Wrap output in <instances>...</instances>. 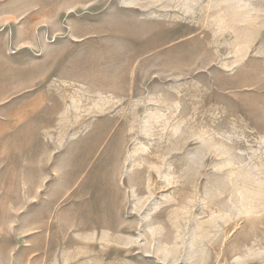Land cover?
Returning <instances> with one entry per match:
<instances>
[{"label":"rangeland","instance_id":"1","mask_svg":"<svg viewBox=\"0 0 264 264\" xmlns=\"http://www.w3.org/2000/svg\"><path fill=\"white\" fill-rule=\"evenodd\" d=\"M0 264H264V0H0Z\"/></svg>","mask_w":264,"mask_h":264}]
</instances>
